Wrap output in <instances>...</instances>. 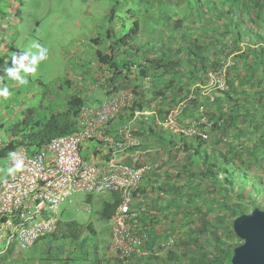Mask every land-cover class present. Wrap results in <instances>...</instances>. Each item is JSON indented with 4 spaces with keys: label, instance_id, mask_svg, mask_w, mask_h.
<instances>
[{
    "label": "rangeland",
    "instance_id": "1",
    "mask_svg": "<svg viewBox=\"0 0 264 264\" xmlns=\"http://www.w3.org/2000/svg\"><path fill=\"white\" fill-rule=\"evenodd\" d=\"M247 5V0H0V17L4 11L8 13L4 24L2 23V18H0L2 27L0 30H8L5 35L7 36L8 45L11 47L9 58L14 55V50L23 52L31 50L33 43H40L48 49V59L40 63L36 74H30L26 77L28 80L26 85H19L0 71V81H2L0 86H8L12 93L7 100L0 98V125H5L3 129L0 127V139L7 140L6 127L11 128L18 120L23 119L29 108L35 109L36 115L44 116L45 113L48 114L49 112L45 111V106L48 105L49 97L46 96L50 95L46 94L53 93V91L56 92L60 85L63 86L61 93L64 96L62 99H67L71 93H83L87 94L86 97L89 99V104L98 103L101 95L96 90H93L94 87L96 89L98 87V85L93 83L94 80L99 82V89L104 90L111 87L108 82L109 72L106 71L101 76L97 75L100 69L97 59L98 51L102 53L109 52V48L112 45L118 48L117 52L121 51L120 55L122 56L127 47L124 43L126 45L129 43V45L134 47L145 45L144 51H148L150 47L156 48L158 51L163 50V52L167 49L170 54L172 53V57L177 58L175 57L176 55L179 58L174 59V61H168V64L175 69L176 67L178 68V64H182V68L178 70L183 74V71H187L188 65L181 61L184 58L182 46L185 44L193 45L196 38H198L195 41L196 43H206L214 35L221 37L223 35L222 32L213 33L214 24L222 23L227 29L236 30L235 21L243 20L240 26L244 30L245 35L243 42L236 45V37L232 36L231 41L229 39V46H231L229 50L232 55L228 56L225 50L221 54L215 53L216 48L213 46H210L208 51H206L209 59L220 61V65L216 70H208L202 75L204 76L201 78L202 81L193 85L186 84L188 83L186 81L188 78L184 77L181 85L185 87L183 90L186 95L184 94L183 98L172 105V99H168L164 104L161 100L157 101L154 109L148 110L154 115H150L148 120L143 119L138 123L132 124V132L136 134L134 136L139 141L137 146H133L139 152L131 150L132 148L129 149L135 155L132 160L135 159L140 164L143 162L159 164V168L153 175L147 174L148 187L144 186L146 189L145 195L141 194L138 199L146 198L145 204L146 206L148 205L146 207L148 210L146 209V211L151 220L154 216L156 218L160 217L161 212L151 206V201L159 196L158 191L152 187H161L165 184L172 189L171 184L185 185L187 181L183 179L178 181L176 176L187 163L192 164L197 159L196 156L190 157L191 149H183L182 147L180 149L181 136H184L185 140L189 138V141L193 135H188V133L193 126L197 134L208 132L205 148H208L207 154H211V151L214 150V148L210 147V144L215 139V133L212 131L215 123L209 120L208 113L211 110L209 105L213 102L211 106L218 108L220 105L216 100L214 102V99L219 92L230 90L229 78L234 74V72L230 74V71L237 64L235 56L238 53L249 51V46L252 48H264V42L260 43L258 38L252 36L257 32L264 35V20H259L258 24H251L250 19H256V12L254 9L248 10ZM5 6H7V10ZM227 10L231 12H225ZM220 12L223 13V20L215 18ZM176 19H182V27L174 35L172 33L174 26L172 24ZM227 21H229L228 26ZM6 23L7 27L4 26ZM164 36H166L165 42H163ZM96 39L98 42H93ZM162 42L163 45L160 46ZM127 49L131 50L129 47ZM3 57H0V66L10 67L4 62L6 56L3 55ZM240 69L242 76L243 74L248 77L254 76L252 71L244 72L242 67ZM257 72V75L254 76L256 77L254 82L261 81L260 90H263L264 65L259 66ZM68 82L71 85L67 84ZM149 87L146 85L145 89L148 90ZM125 90L128 89L125 88ZM191 99L199 100L198 112L188 103ZM208 99H210L211 103L207 102ZM62 104L65 106L64 101ZM247 106L250 107V105ZM178 107H180V114L177 120V127L181 130L180 133L175 132V129L168 126V123L162 124L168 121L167 118H169L171 111ZM223 107L226 109V112L223 113L224 119L217 120V122L220 125H226L224 121L230 124L236 113L230 108L228 101L223 104ZM186 111H189V115ZM256 112L255 109L251 110L250 120L254 119L260 125V128L256 129L253 136L256 140L257 148L261 150L264 148L260 141L264 140V114H259L261 117L259 119L256 116ZM261 122L263 126H261ZM150 123L152 124L150 125ZM141 125L143 127L145 125H148V127L153 126L152 128L156 129L158 133H163L167 138L172 136V139L178 143L174 144V146H169L167 142L163 144L161 141H155L153 136L150 138L148 136L145 137L139 133ZM255 126L257 127V125ZM242 127V123L238 121L233 131H239ZM249 133H251V130H249ZM191 142V140L188 142L189 146L193 147ZM244 143L246 148L251 145L254 147L252 140L240 138L238 145L241 146ZM144 144L149 145V148L142 152V149L139 150L138 148L141 145L145 147ZM221 150L225 153V149ZM82 155L84 158L90 159L87 151H84ZM9 162L10 156H0V170L9 167ZM235 162L231 160V163H227V165L231 166ZM247 173L259 174V178L264 185V167L256 172L251 170ZM7 177L3 171H0V184ZM194 184L198 185V182L196 181ZM240 185L247 190L246 192L249 193L251 191L252 196L257 199H259L257 197L258 193L260 191L263 193L264 190L252 181H247V183L243 181L240 182ZM221 196L223 195H217V204L222 202ZM169 198L170 195H167L165 199L164 197L162 199L163 204L166 205L167 212L159 224L152 226L156 232L164 233L168 223L176 218L177 203L170 202ZM210 198L213 199L211 196ZM108 202H110L108 196L100 195H74L67 199L60 205L58 219L62 223L74 221L81 225L92 224L95 233L88 232L80 241H52L48 237L39 241L29 252L39 255L41 253H51L58 263L62 262L63 264H67V260H70L71 257H74L75 261L68 264H97V261L102 258H105V263L109 259L116 261L109 253L113 243V215H105L102 209ZM169 203L175 204V209L171 208ZM206 206L207 204L203 197L198 202L189 205L192 210H205ZM187 215L189 217V213ZM211 216H214V214H210V219ZM192 220L193 224L187 229L191 230L194 236L200 239L206 236L215 238L213 231H208V234L207 232L206 234L202 232L201 219L199 217L194 216ZM210 221L213 220L211 219ZM131 227L138 228L143 236L141 230L143 226L135 227L132 225ZM144 230L146 232L145 228ZM135 232L137 233L136 230ZM183 232L184 230H178L176 237H171L167 248L159 255L161 258L166 259L169 252L180 251L176 246V241H178L180 234ZM142 240L143 243L140 249V252L143 253L142 255H153L156 252V248L149 251L146 249L147 242L151 241L150 234H147ZM46 246L49 248L47 249ZM5 247L6 243L0 242V253ZM198 250L199 247L194 243L183 245V252L187 253L188 256L196 255ZM206 250L209 251V247ZM20 252L15 251L17 254H20ZM59 258L64 261H60ZM106 258L109 259L107 260ZM186 264L190 263L187 261Z\"/></svg>",
    "mask_w": 264,
    "mask_h": 264
},
{
    "label": "trees",
    "instance_id": "2",
    "mask_svg": "<svg viewBox=\"0 0 264 264\" xmlns=\"http://www.w3.org/2000/svg\"><path fill=\"white\" fill-rule=\"evenodd\" d=\"M247 4L248 10L254 9L256 12V19H250L251 24H258L259 20H264V0H247ZM5 9L7 10V6H5ZM225 12L229 13L231 11L227 10ZM7 15V11L1 14L0 18H2L3 24ZM222 16L223 13L220 12L215 18L223 20ZM242 21L243 20L235 21V25H237L236 30L231 28L227 29L222 23L214 24L213 33L222 32L223 35L221 37L214 35L211 37L213 40L210 39L206 43H196L195 41L198 40V38H196L193 45L185 44L182 46L181 49L183 52H181L184 58L181 59V61L188 65L187 71H183V74L178 70L182 68V64H178L179 66L178 68L176 67V69L170 67L168 64V61H174V59L176 60L179 58L176 55L175 57L177 58L172 57V53L170 54L167 49L163 52V50L158 51L156 48L150 47L148 53L144 55V59L138 58L136 60L133 58L134 55H136L134 52L135 47L129 45V43H127V45L124 43V45L131 50L129 51L126 47L122 56L120 55L121 51L117 52L118 48L112 45L109 48V52L102 53L98 51L97 59L100 69L97 75L101 76L103 73L105 74L106 71L110 73L108 82L111 87L108 88L109 90L107 91L110 94H117V92H113V90L118 88L117 85L124 87L119 81L125 83V80H127L128 82L131 80L130 78L137 73L135 84L133 85L134 88L131 89L135 95L134 103L123 111L117 123H128L136 111L154 109L155 104L159 100L164 104L168 99H172V105L183 98L185 94L183 88L185 87L181 85V82H183L182 79H184V77L188 78L186 80L188 83L186 84L193 85L202 81L201 78L204 77L202 75H204L205 72L208 70H216L220 65V61L217 59L211 60L206 55V51H208L210 46L216 48L215 53L221 54L225 50L227 51L226 54L230 56L232 52L229 50L231 47L229 46V39L231 41L232 36L236 37V45L243 42L245 35L244 30L240 27ZM172 25L174 26L172 33L176 35L178 32L177 30L182 27V19H176ZM228 25L229 21H227V26ZM4 26L7 27V23ZM0 28H2L1 25ZM7 31V29L6 31L0 30V57L4 58L3 55H5L6 59H3L4 62H6L5 64L11 66V57L9 58L11 47L8 45L7 36L5 35ZM252 36L258 38L260 43L264 42V35L257 32ZM165 40L166 36H164L163 42H165ZM93 42L97 43L98 40L96 39ZM163 42L160 46L163 45ZM248 48L249 51L238 53L235 56V60H237L235 67L238 69L234 67L235 69L232 68L230 71V74L234 72L232 77L229 78L230 90L227 92H219L218 96L214 99V102L216 100L220 106L218 108L212 107L211 104L213 102L211 103L210 99L207 100V102L211 103L209 105L211 110L208 113L209 120L215 123L212 129L213 133H215V139L210 144V147L214 148V150L211 151V154H207L208 148H205V142H207V140L202 139L201 136L196 135L191 137L190 140L192 141L191 144L193 147L189 146V138L185 140L184 136H181V143L179 144L180 149L181 147L183 149H191L192 152L190 157H197L192 164L187 163L176 176V180H186V184L182 186L179 184H171L172 189L169 188V185L165 184L161 187H152L158 191L159 196L151 201V206L155 210L161 212L160 217L156 218V216H154L151 220L147 211L143 212L141 210L142 206H136L138 214L130 224L131 226H143V228L146 229V233L151 236V241L147 242L146 249L149 251L156 248V252L153 255L148 254L147 256L133 254L127 264H186L187 261L190 264H232L231 260L234 250L243 243L234 232L233 223L235 219L243 214H248L255 208L264 211V190L263 193H261V191L258 193L257 197L259 199H257L252 196L251 191L249 193L246 192L247 190L240 185V182L244 181L247 183V181H252L264 189L259 174L247 173L251 170H255L256 172L258 169L264 167V148L261 150L257 148V144L255 143L256 140L253 136L256 129L260 128V125L256 123V120H250V112L252 109L257 111L256 116L259 119H261L259 114H264V89L260 90L262 82H254V79H256L254 76L257 75L259 66L264 65V48H252L250 46ZM21 53L24 52L21 50H14V55ZM240 67L243 68L244 72L252 71V75L254 76L248 77L244 74L242 76L240 74V70H242ZM93 83L98 85L97 89L96 87L93 89L97 92L100 88L99 82L94 80ZM67 84L71 85L70 82ZM146 85L150 86L148 90L145 89ZM176 86H178L177 89ZM111 88L113 89L111 90ZM62 91L63 86L60 85L56 92L53 91V93L46 94L50 95L46 96L49 97L48 105L45 106V111L49 112L48 114L45 113L44 116L36 115V110L29 108L23 119L18 120L11 128L6 127L5 131L8 138L6 140V145L0 149V156H10L12 151L22 146L26 147L31 155H34L39 153L42 147L50 144L53 139L61 136H68L78 131L77 119L79 113L83 106L89 104V99L86 97L87 94L83 93H71L67 99H62L64 96V94L61 93ZM105 97H108V95ZM63 101L65 102V106L62 104ZM227 101L230 103V108L236 113V116L230 124L224 121L226 125H220L217 120L224 119L223 113L226 112V109L223 107V104ZM188 103L198 112L199 100L191 99ZM247 105H250V107ZM186 113L189 115V111H186ZM238 121L242 123L243 127L240 128L239 131H233ZM151 124L152 123H150V125ZM260 124L263 126L262 122ZM255 125H257V127ZM141 126L144 130H140L139 133L145 137L148 136V138H150L153 136L155 141H161L163 144L167 142L169 146H174V144L178 143L172 139V136L167 138L163 133H158L156 129L152 128L153 126ZM0 127L3 129L5 125L2 124ZM249 130H251V133H249ZM240 138L252 140L254 147L251 145L246 148L245 143L239 146L238 142ZM260 141L261 145H264V140ZM148 146L149 145H145L144 147L141 145L138 149H142L141 151L144 152L145 149L149 148ZM221 149H225V153ZM131 150L137 151V149L134 148ZM231 160L236 161L235 164L233 163L231 166L227 165V163H231ZM144 163L145 162L141 164ZM155 171L150 174L153 175ZM196 181L198 185L194 184ZM145 186L148 187V185ZM145 190L146 189L142 186L140 190L134 193V196H141V194L145 195ZM218 194L223 195L221 196L222 202L220 204L216 203ZM167 195H170V202L177 203L176 218L168 223V227L165 228L164 233H160L156 232L152 226L159 224L162 217L166 216L167 209L162 199L163 197L165 199ZM210 196L213 197V199L210 198ZM201 197L205 199V203L207 204L205 210H192L189 205L198 202ZM145 199L143 200L146 201ZM109 201L110 202L106 203L102 208L104 214L108 216H110V214H115L120 198L117 194H114L109 198ZM172 203H169V205L171 208L175 209V204ZM143 204H145V202ZM146 209L148 210V208ZM188 213L189 217L187 215ZM211 213L214 214V216H211L213 221H210L211 219L209 218ZM194 216L201 219L202 232H204V234L207 232L208 234V231H213L215 238L206 236L200 239L194 236L191 230L187 229L193 224L192 219ZM1 223L2 221L0 220V225ZM178 230H184V232L180 234L178 241H176V246L180 251L169 252L166 259L161 258L159 256L160 253L165 251L171 237H176ZM88 232L95 233L92 224L81 225L74 221L68 223L59 221L58 229L55 233L40 238L33 246L21 250L20 254L15 253L16 243L12 242L10 247L6 250V253L0 254V264H63L62 262L57 263V259H55L51 253H44V256L43 253L39 255L29 251L39 241L48 237H50L52 241H80ZM137 235L141 236L139 230L137 231ZM0 237L4 238V242H7V238L3 236L1 231ZM191 243L198 246L199 250L196 255L188 256L187 253L183 252V245ZM208 247L210 249L209 251L206 250ZM46 248L48 249L49 247L46 246ZM59 260L64 261L61 258H59ZM115 260L117 261L116 258ZM67 261V264L74 262L75 258L71 257L70 260L68 259ZM103 261L104 264L117 263L112 259H109L105 263V258H102L97 261V264H103ZM120 263L122 262L120 261Z\"/></svg>",
    "mask_w": 264,
    "mask_h": 264
},
{
    "label": "built area",
    "instance_id": "3",
    "mask_svg": "<svg viewBox=\"0 0 264 264\" xmlns=\"http://www.w3.org/2000/svg\"><path fill=\"white\" fill-rule=\"evenodd\" d=\"M134 100L132 90L110 94L99 104L81 108L76 133L53 139L34 155L24 146L11 152L23 158L25 168L0 184V231L7 238L8 247L15 242L16 251L25 250L40 238L55 233L60 221V205L74 195L110 198L117 194L120 202L113 215V243L109 253L117 259L116 264H127L133 254H143L140 249L147 233L141 228L143 236H138L135 230L139 229L131 227L130 222L138 214L136 206H142L143 212H146V206L145 201L135 197L134 193L140 190L147 174L159 168V164H140L124 155L139 144L132 132V124L148 120L154 113L136 111L132 119L119 129L118 140L110 135L113 124ZM179 114L180 107L171 111L168 121L162 124L168 123L180 133L177 127ZM188 135L208 138V132L197 134L194 126ZM94 143L107 148V158L101 162L94 161L96 154L92 151L93 160L82 155L85 147ZM5 145L6 141L0 139V149ZM11 164L10 160L9 166Z\"/></svg>",
    "mask_w": 264,
    "mask_h": 264
},
{
    "label": "clouds",
    "instance_id": "4",
    "mask_svg": "<svg viewBox=\"0 0 264 264\" xmlns=\"http://www.w3.org/2000/svg\"><path fill=\"white\" fill-rule=\"evenodd\" d=\"M47 59L48 49L40 43H33L31 45V50L18 55H13L11 57V66H0V71H2L10 79L16 81L19 85H26L28 83L26 77L30 74H36L40 63ZM0 83H2V81H0ZM11 95L12 93L10 92L8 86H0V98L7 100ZM10 160L12 161L11 166L0 171H3L6 176L15 177L17 173L24 170V160L16 153H10ZM8 248L9 247L6 244L2 253H6Z\"/></svg>",
    "mask_w": 264,
    "mask_h": 264
},
{
    "label": "water",
    "instance_id": "5",
    "mask_svg": "<svg viewBox=\"0 0 264 264\" xmlns=\"http://www.w3.org/2000/svg\"><path fill=\"white\" fill-rule=\"evenodd\" d=\"M233 229L243 242L234 250L232 264H264V211L255 208L235 219Z\"/></svg>",
    "mask_w": 264,
    "mask_h": 264
},
{
    "label": "crops",
    "instance_id": "6",
    "mask_svg": "<svg viewBox=\"0 0 264 264\" xmlns=\"http://www.w3.org/2000/svg\"><path fill=\"white\" fill-rule=\"evenodd\" d=\"M147 46V45H146ZM144 47H145V45H142V46H139V45H137V46H135V50H134V52L136 53V55H134V60H136V59H138V58H143L144 59V55L146 54V53H148V51L146 52V51H144L145 49H144ZM137 74V73H136ZM136 74H135V76H132L130 79V81H128L127 82V80H125V83L124 82H122V81H119L122 85H124V87H120V85H117V87L118 88H116L115 90H113V92H121V91H125V87L128 89V90H131L132 88H134V84H135V77H137L136 76ZM123 80V79H122ZM113 88H111V90H112ZM109 89H107V88H105L104 90L103 89H99L98 91H97V93H100V95H101V99H100V101L98 102V103H96V104H99L104 98H105V96H107V95H109L110 93L109 92H107ZM106 94V95H105ZM98 95V94H97ZM96 95V96H97ZM123 122H121L120 124L119 123H117V122H115L114 124H113V126L111 127V130H110V135L112 136V137H114L116 140H118L119 139V137H118V131H119V129L121 128V126L122 125H124V123L122 124ZM141 130H144V128H142V126H141ZM85 151H87L89 154H90V152L92 151L94 154H96V157H95V159H94V156H93V154H90V158H91V160H93L94 159V161L96 162V161H98V162H101V161H103L104 159H106L107 158V155H108V151H107V148H105V147H103L102 145H98V144H92L91 146H86L85 147ZM136 152H139V151H136ZM125 157H127V158H129V159H131V158H133L135 155H134V153H131V150H129L125 155H124ZM129 159H127V160H129ZM132 160V159H131ZM147 179H148V177H145V179H144V181H143V184H142V186L144 187L145 185H147L148 184V182H147ZM3 239L4 238H2V237H0V241L1 242H3V243H7V242H4L3 241ZM4 251V250H3ZM0 254H3L2 252L0 253ZM2 256H5V255H2ZM1 261V260H0ZM38 262V261H37ZM58 263V262H57Z\"/></svg>",
    "mask_w": 264,
    "mask_h": 264
}]
</instances>
